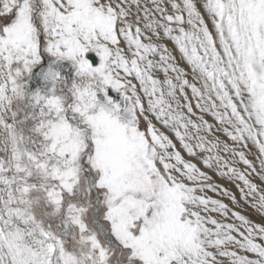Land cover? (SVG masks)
<instances>
[{"label":"snow or ice","instance_id":"1","mask_svg":"<svg viewBox=\"0 0 264 264\" xmlns=\"http://www.w3.org/2000/svg\"><path fill=\"white\" fill-rule=\"evenodd\" d=\"M0 264H264V0H0Z\"/></svg>","mask_w":264,"mask_h":264},{"label":"water","instance_id":"2","mask_svg":"<svg viewBox=\"0 0 264 264\" xmlns=\"http://www.w3.org/2000/svg\"><path fill=\"white\" fill-rule=\"evenodd\" d=\"M89 55V54H88ZM93 55V54H92ZM96 56V55H95ZM94 55L91 57V59L93 60L94 63L97 62V59ZM51 67L53 70L55 71H59L62 70L67 72L65 70L63 62L61 60H51L44 68V72H46L48 70V68ZM72 71H74V68H72ZM69 76V81L67 82V84L70 86L71 83L73 82L74 78H73V72L68 74ZM30 85L29 86H25V93H26V98L28 95H30L32 92H35L36 90H41V91H45L46 89H44L45 84H48L47 88H50L52 86L51 81H46L43 78L42 73H40L38 76H35L34 74H31V79H30ZM42 88V89H41ZM115 98L117 100H121V96L120 95H115Z\"/></svg>","mask_w":264,"mask_h":264},{"label":"bare ground","instance_id":"3","mask_svg":"<svg viewBox=\"0 0 264 264\" xmlns=\"http://www.w3.org/2000/svg\"><path fill=\"white\" fill-rule=\"evenodd\" d=\"M89 54V55H88ZM95 56L96 55V53L95 52H93V51H89L88 53H86V57L87 58H90L91 59V57L93 56V55ZM96 57V59H97V62L96 63H94L93 62V60L91 59V61H92V63H93V66H97L98 64H99V57L96 55L95 56ZM53 60H56L55 58L53 59ZM47 60H46V58L44 57V58H42V61H41V63L40 64H38L37 66H35L33 69H32V71H31V74H34L35 76H38L40 73H42V71L44 72V68H45V66L47 65V62H46ZM62 62H63V65H64V67L63 68H65V70H67V69H69V72L71 73V72H73V78L75 79V71H76V69H75V67L72 65V63H71V61L70 60H61ZM46 63V64H45ZM41 67H42V70L38 73V68H40L41 69ZM72 68H74V71H72ZM38 70V71H37ZM63 70V69H62ZM60 71V70H59ZM66 73V72H65ZM30 81H28V83H29ZM28 83H26L25 84V86L28 84ZM29 85H30V83H29ZM28 85V86H29ZM46 85H48L47 83L45 84V86ZM109 90V91H108ZM107 92H108V94H109V96L112 98V100L114 101V102H116V103H119L120 102V104L121 105H123L124 104V101H123V99H122V97H121V100H116V98L115 99H113L114 97H115V95H120V93L118 92V91H115V90H113L110 86H108V88H107ZM121 96V95H120ZM97 97H98V99L101 101V102H104V93H100V92H98L97 93Z\"/></svg>","mask_w":264,"mask_h":264},{"label":"clouds","instance_id":"4","mask_svg":"<svg viewBox=\"0 0 264 264\" xmlns=\"http://www.w3.org/2000/svg\"><path fill=\"white\" fill-rule=\"evenodd\" d=\"M73 63H76L74 60ZM102 86L99 76L89 73L78 75L75 78V88L78 92H87L90 90H98ZM22 102V101H21Z\"/></svg>","mask_w":264,"mask_h":264},{"label":"rangeland","instance_id":"5","mask_svg":"<svg viewBox=\"0 0 264 264\" xmlns=\"http://www.w3.org/2000/svg\"><path fill=\"white\" fill-rule=\"evenodd\" d=\"M165 43H168L169 44V46L170 47H172V49H173V53L177 56V59H180V56H179V53H178V51L177 50H175V48H174V46L171 44V42H169V41H165ZM46 58V62H47V64L51 61V60H53L54 58H52V57H45ZM181 63L183 64V66L184 67H188L183 61H181ZM46 64V63H45ZM43 72V71H42ZM60 74L65 78V74H63L62 72H60ZM30 79H31V73L29 74V76H28V78H27V83H28V81H30ZM65 82L67 83V80H66V78H65ZM29 85V83L26 85V86H28ZM109 91V90H108ZM109 95V94H108ZM113 99H115V97L113 98ZM117 100V99H116ZM120 103V102H119ZM209 119H211L210 117H208ZM221 183H225L227 186H229V187H232V185L229 183V182H227V181H223V180H221L220 181ZM234 190V189H233ZM226 202H228V201H226ZM245 214H247L250 218H252L253 220H258L259 219V216L257 215V213L255 212V210H253V209H251V208H249V207H245L244 209H241Z\"/></svg>","mask_w":264,"mask_h":264},{"label":"flooded vegetation","instance_id":"6","mask_svg":"<svg viewBox=\"0 0 264 264\" xmlns=\"http://www.w3.org/2000/svg\"><path fill=\"white\" fill-rule=\"evenodd\" d=\"M39 70V71H38ZM38 73L42 70V67H41V69L40 68H38ZM67 72L65 73V71H63V70H60L59 72H62L63 74H65L64 76H65V78H66V80H67V82L69 81V76H68V74L70 73L69 72V69H67L66 70ZM47 87H48V85H46V86H44V89H47ZM42 89V88H41Z\"/></svg>","mask_w":264,"mask_h":264}]
</instances>
